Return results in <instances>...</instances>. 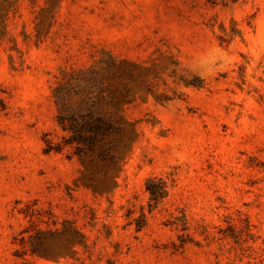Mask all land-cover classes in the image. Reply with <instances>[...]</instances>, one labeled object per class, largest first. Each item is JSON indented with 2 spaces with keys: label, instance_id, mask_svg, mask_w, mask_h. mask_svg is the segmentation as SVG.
<instances>
[{
  "label": "rangeland",
  "instance_id": "rangeland-1",
  "mask_svg": "<svg viewBox=\"0 0 264 264\" xmlns=\"http://www.w3.org/2000/svg\"><path fill=\"white\" fill-rule=\"evenodd\" d=\"M0 264H264V0H0Z\"/></svg>",
  "mask_w": 264,
  "mask_h": 264
},
{
  "label": "clouds",
  "instance_id": "clouds-1",
  "mask_svg": "<svg viewBox=\"0 0 264 264\" xmlns=\"http://www.w3.org/2000/svg\"><path fill=\"white\" fill-rule=\"evenodd\" d=\"M229 63L230 59L225 52L217 48H210L204 55L194 60L188 71L191 75H197L200 78H211ZM191 75L188 78H191Z\"/></svg>",
  "mask_w": 264,
  "mask_h": 264
},
{
  "label": "trees",
  "instance_id": "trees-1",
  "mask_svg": "<svg viewBox=\"0 0 264 264\" xmlns=\"http://www.w3.org/2000/svg\"><path fill=\"white\" fill-rule=\"evenodd\" d=\"M69 129L72 132L73 137H75V141L79 143L83 139H85L82 135L85 134V132L90 134H96L98 132V127H86V126H72L69 127ZM88 148L87 152L91 153L95 151V140L92 139V141H88Z\"/></svg>",
  "mask_w": 264,
  "mask_h": 264
}]
</instances>
